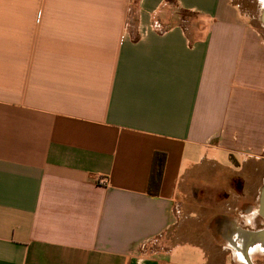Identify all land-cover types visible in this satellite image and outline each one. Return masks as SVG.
Instances as JSON below:
<instances>
[{"label": "crops", "instance_id": "1", "mask_svg": "<svg viewBox=\"0 0 264 264\" xmlns=\"http://www.w3.org/2000/svg\"><path fill=\"white\" fill-rule=\"evenodd\" d=\"M254 4L248 18L233 0H0V264H244L171 237L197 177L224 242L264 228Z\"/></svg>", "mask_w": 264, "mask_h": 264}, {"label": "rangeland", "instance_id": "2", "mask_svg": "<svg viewBox=\"0 0 264 264\" xmlns=\"http://www.w3.org/2000/svg\"><path fill=\"white\" fill-rule=\"evenodd\" d=\"M255 1L233 0L248 18L254 17L257 12V8H254ZM180 15L181 18L177 23L183 22V26H192L195 24L194 18L190 17L189 14L180 13ZM250 21L253 23L256 22L255 20ZM195 184H202L200 177L186 181L181 189L177 203V211L180 213L182 220L173 229L171 241L173 243L193 241L201 244L208 255H228L232 250L229 249L227 243L219 236L216 220H212L213 216L217 213V209H221L222 206H217L213 190L200 188L195 186ZM228 190L230 193H233L232 189ZM229 201L226 204L231 207L232 200ZM229 215L231 216L232 213ZM170 248V255H189L192 251L190 247L181 248L177 246L175 248L172 246ZM252 257H257V254L252 255ZM212 262H220V260H212Z\"/></svg>", "mask_w": 264, "mask_h": 264}, {"label": "bare ground", "instance_id": "3", "mask_svg": "<svg viewBox=\"0 0 264 264\" xmlns=\"http://www.w3.org/2000/svg\"><path fill=\"white\" fill-rule=\"evenodd\" d=\"M227 236V245L244 264H250V255L256 252H264V243L260 242L259 234H251L245 230L232 227ZM264 240V238L261 236Z\"/></svg>", "mask_w": 264, "mask_h": 264}, {"label": "trees", "instance_id": "4", "mask_svg": "<svg viewBox=\"0 0 264 264\" xmlns=\"http://www.w3.org/2000/svg\"><path fill=\"white\" fill-rule=\"evenodd\" d=\"M164 163L165 154L161 152H155L152 156L147 183V194L149 196H158Z\"/></svg>", "mask_w": 264, "mask_h": 264}, {"label": "water", "instance_id": "5", "mask_svg": "<svg viewBox=\"0 0 264 264\" xmlns=\"http://www.w3.org/2000/svg\"><path fill=\"white\" fill-rule=\"evenodd\" d=\"M260 22L264 26V8H263L261 15H260ZM260 200H261L260 214L264 217V184H263L261 191H260ZM256 233H259V236H262L264 238V228L261 231H258Z\"/></svg>", "mask_w": 264, "mask_h": 264}, {"label": "flooded vegetation", "instance_id": "6", "mask_svg": "<svg viewBox=\"0 0 264 264\" xmlns=\"http://www.w3.org/2000/svg\"><path fill=\"white\" fill-rule=\"evenodd\" d=\"M231 233V232H230Z\"/></svg>", "mask_w": 264, "mask_h": 264}]
</instances>
